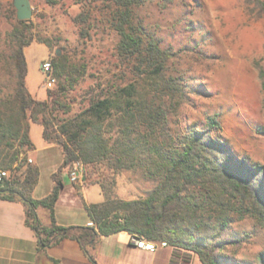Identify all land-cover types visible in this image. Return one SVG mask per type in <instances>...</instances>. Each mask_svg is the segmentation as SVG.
Instances as JSON below:
<instances>
[{
	"label": "trees",
	"instance_id": "16d2710c",
	"mask_svg": "<svg viewBox=\"0 0 264 264\" xmlns=\"http://www.w3.org/2000/svg\"><path fill=\"white\" fill-rule=\"evenodd\" d=\"M128 16L123 14L116 24L119 49L136 54L146 76L94 99L80 119L59 124L58 131L68 143L48 130L57 103L50 101L52 92L48 90L46 99H37L27 88L25 47L33 37L24 32L27 20L16 19L6 49L0 52L6 77L0 84V170H15L0 182V198L24 202L25 222L35 231L40 248L70 236L93 264H97L99 237L119 231L157 244L165 242L175 256L195 254L202 264H247L232 253L227 231L236 213L250 212L264 223L263 166L238 158L227 143L210 134L220 127L216 114L205 116L202 129L171 130L169 112L153 93L166 56L154 38L144 42ZM50 61L58 89L64 91L75 80L73 71L59 53ZM175 83L173 96L182 92ZM30 122L40 124L42 138L58 145L63 154L51 177L53 187L41 198L31 197L38 166L20 157L32 148ZM74 160L107 161L114 171L139 169L156 183L144 197L130 200L99 184L104 200L85 205L94 225L63 226L55 220L54 207L63 186L61 171ZM257 264H264V252Z\"/></svg>",
	"mask_w": 264,
	"mask_h": 264
},
{
	"label": "rangeland",
	"instance_id": "374dc122",
	"mask_svg": "<svg viewBox=\"0 0 264 264\" xmlns=\"http://www.w3.org/2000/svg\"><path fill=\"white\" fill-rule=\"evenodd\" d=\"M29 5L32 14L24 32L33 40L25 47L26 85L37 99L48 98V90L50 101L56 99L48 127L55 137L67 142L59 124L80 119L94 99L146 76L140 58L119 49L116 24L128 14L144 42L154 38L166 56L153 93L169 112L171 130L202 129L205 116L216 114L220 127L210 134L227 143L238 158L255 162L264 171V0H29ZM16 19L13 0H0V52L6 49ZM56 53L75 77L71 85L65 83L64 91L58 89L54 74V84L45 85L47 73L41 67ZM2 65L0 60V84L6 79ZM175 82L182 89L177 96H173ZM42 129L30 122L35 150L20 154L39 168L38 195L48 191L63 160L58 145L44 142ZM76 161L83 164L81 180L103 184L125 200L144 197L156 183L139 169L114 171L107 161L74 160L70 166ZM8 170L9 175L15 173ZM62 178L71 185L66 170ZM242 214H235L227 231L233 243L230 249L240 262L257 264L264 252V223L250 212ZM184 260L180 264H199L195 254Z\"/></svg>",
	"mask_w": 264,
	"mask_h": 264
},
{
	"label": "crops",
	"instance_id": "0c3cea01",
	"mask_svg": "<svg viewBox=\"0 0 264 264\" xmlns=\"http://www.w3.org/2000/svg\"><path fill=\"white\" fill-rule=\"evenodd\" d=\"M31 143L32 152L35 150L32 139ZM70 167V165L65 167L61 174L66 170L69 175ZM62 183L63 186L54 207L56 222L63 226H93L94 223L87 216L85 205L100 203L104 200L100 186L87 184L83 180L66 185L63 178ZM89 185L96 186V189L93 191L91 187H88ZM52 187L53 183L46 193L38 195L35 186L31 197H44L50 193ZM87 193L91 196L90 199ZM26 209L22 200L0 198V264H93L78 241L70 236L40 248L35 231L25 222ZM131 237L126 231L100 236L95 248L97 264L186 263L183 255L175 256L169 245H159L155 251H149L133 244ZM187 263L192 264L191 261ZM197 263L202 264L199 259Z\"/></svg>",
	"mask_w": 264,
	"mask_h": 264
},
{
	"label": "built area",
	"instance_id": "2783aa9c",
	"mask_svg": "<svg viewBox=\"0 0 264 264\" xmlns=\"http://www.w3.org/2000/svg\"><path fill=\"white\" fill-rule=\"evenodd\" d=\"M42 70L47 73L46 78H45V85L47 87H51L54 82L55 78L52 76V65L50 60H45L41 64ZM22 155V154H21ZM28 161H31L29 158ZM10 172L9 170H0V182L7 178L9 176ZM83 175V164L76 161L72 164V166L69 169V179L72 183H76L81 180V177ZM89 225H92V223H89ZM131 242L135 244L139 248H143L145 250L149 251H155L157 247L160 246H165V242H161L160 244H157L153 241L141 239V238H135L131 237Z\"/></svg>",
	"mask_w": 264,
	"mask_h": 264
},
{
	"label": "water",
	"instance_id": "95a60500",
	"mask_svg": "<svg viewBox=\"0 0 264 264\" xmlns=\"http://www.w3.org/2000/svg\"><path fill=\"white\" fill-rule=\"evenodd\" d=\"M16 9V18L18 20H27L31 17L32 11L29 0H13Z\"/></svg>",
	"mask_w": 264,
	"mask_h": 264
}]
</instances>
